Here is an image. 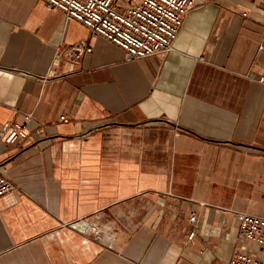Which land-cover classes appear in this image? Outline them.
Returning a JSON list of instances; mask_svg holds the SVG:
<instances>
[{
  "label": "crops",
  "instance_id": "crops-1",
  "mask_svg": "<svg viewBox=\"0 0 264 264\" xmlns=\"http://www.w3.org/2000/svg\"><path fill=\"white\" fill-rule=\"evenodd\" d=\"M174 47L132 59L42 0H0V264L264 258L238 220L264 217V0H197ZM13 121L29 137L8 144Z\"/></svg>",
  "mask_w": 264,
  "mask_h": 264
},
{
  "label": "built area",
  "instance_id": "built-area-1",
  "mask_svg": "<svg viewBox=\"0 0 264 264\" xmlns=\"http://www.w3.org/2000/svg\"><path fill=\"white\" fill-rule=\"evenodd\" d=\"M49 8L61 9L67 18L87 25L92 36H104L122 47L130 58L166 54L175 49L174 43L183 27L185 17L197 0H42ZM88 41L73 45L71 54L77 57L89 53ZM264 83V76L258 78ZM63 121H68L62 115ZM29 137L26 121L3 125V140L8 144L25 141ZM15 189L13 181L0 173V197ZM240 239L264 247V217L240 212ZM191 222L197 221L192 214ZM195 235L189 234V239ZM228 264H264V258L252 252L236 249Z\"/></svg>",
  "mask_w": 264,
  "mask_h": 264
}]
</instances>
